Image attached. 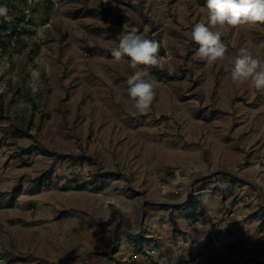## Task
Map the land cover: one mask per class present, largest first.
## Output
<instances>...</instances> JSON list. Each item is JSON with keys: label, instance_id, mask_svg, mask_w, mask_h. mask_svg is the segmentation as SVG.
Segmentation results:
<instances>
[{"label": "rangeland", "instance_id": "1", "mask_svg": "<svg viewBox=\"0 0 264 264\" xmlns=\"http://www.w3.org/2000/svg\"><path fill=\"white\" fill-rule=\"evenodd\" d=\"M204 4L0 0V264H264V92L225 71L264 59V28L209 65ZM123 25L160 44L143 115L111 57Z\"/></svg>", "mask_w": 264, "mask_h": 264}, {"label": "clouds", "instance_id": "2", "mask_svg": "<svg viewBox=\"0 0 264 264\" xmlns=\"http://www.w3.org/2000/svg\"><path fill=\"white\" fill-rule=\"evenodd\" d=\"M202 10L206 11L207 20H200L191 27L190 38L199 46L194 58L209 65L226 59L228 46L222 37L227 31L243 26L264 28V0H205ZM8 11L6 6L0 5V18L7 19ZM117 38L118 44L110 49L112 60L116 64L127 63L134 70L127 77V97L135 113L147 114L156 96V85L148 78V69L160 66V44L138 33L137 29L126 30V25ZM225 71L234 86L248 85L264 92V59L247 47L238 49ZM255 167L264 173L259 164ZM255 183L264 188V175L258 176Z\"/></svg>", "mask_w": 264, "mask_h": 264}, {"label": "built area", "instance_id": "3", "mask_svg": "<svg viewBox=\"0 0 264 264\" xmlns=\"http://www.w3.org/2000/svg\"><path fill=\"white\" fill-rule=\"evenodd\" d=\"M18 1L25 4L26 6H28V5L33 6V5L38 4L42 0H18ZM25 5H24L23 10L25 13H29L30 8H29V6L27 8H25Z\"/></svg>", "mask_w": 264, "mask_h": 264}, {"label": "trees", "instance_id": "4", "mask_svg": "<svg viewBox=\"0 0 264 264\" xmlns=\"http://www.w3.org/2000/svg\"><path fill=\"white\" fill-rule=\"evenodd\" d=\"M62 157H64V155H61Z\"/></svg>", "mask_w": 264, "mask_h": 264}]
</instances>
